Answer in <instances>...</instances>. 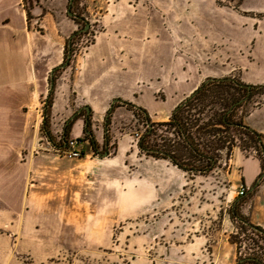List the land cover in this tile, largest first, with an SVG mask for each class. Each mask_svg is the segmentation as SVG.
I'll return each mask as SVG.
<instances>
[{
    "label": "rangeland",
    "instance_id": "374dc122",
    "mask_svg": "<svg viewBox=\"0 0 264 264\" xmlns=\"http://www.w3.org/2000/svg\"><path fill=\"white\" fill-rule=\"evenodd\" d=\"M68 1L64 7L59 0H22L35 28L39 24L31 16V8L42 2L53 14L61 8L66 18L58 20L63 61L67 51L72 57L91 43L102 12L99 0L94 7L92 0H73L71 11L79 16L73 20L66 12ZM42 28L46 30L44 44L40 40L45 69L57 40L55 29ZM33 53L36 56L35 47ZM36 65L38 71L39 62ZM62 69L65 67L54 72V81ZM48 81L42 86L47 94ZM47 94L40 100L37 127L34 120L25 133L17 124L15 135L9 138L11 149L0 146L2 156L3 150L19 151L12 163L20 167L22 175L19 201H12L10 195L0 197V264H237L248 256L264 264V234L240 221L263 229L256 225H264L262 162L240 133H221L235 146L231 152L223 150L210 171L202 169L207 162L197 161L187 150L184 161H179L183 168L144 154L138 146L147 130L141 114L124 128L107 132V146L101 143L93 152L90 145L81 144L90 155L63 157L44 135L47 131L53 143L60 145L64 130L60 123H51L49 114L43 119ZM263 102V96L255 95L251 104L238 108L234 119ZM153 128L147 145L174 144L173 132L159 125ZM119 141L128 149L121 152L122 147L117 157ZM235 149L246 156L254 154L249 160L261 167L241 198L236 195L242 181L240 168L229 163ZM8 173L11 175L10 170L1 175ZM241 264L256 263L243 260Z\"/></svg>",
    "mask_w": 264,
    "mask_h": 264
},
{
    "label": "crops",
    "instance_id": "0c3cea01",
    "mask_svg": "<svg viewBox=\"0 0 264 264\" xmlns=\"http://www.w3.org/2000/svg\"><path fill=\"white\" fill-rule=\"evenodd\" d=\"M63 1L65 7L66 0H59L60 4ZM99 1L102 12L93 40L72 55L51 90L50 121L64 128L69 125V139L89 145L83 136L85 129L93 128L95 143L107 146V132L135 122L137 108L144 110L151 123L166 122L210 78L235 77L246 85L264 84V0L235 4L218 0ZM98 3L92 0L91 6ZM44 6L42 2L31 8L39 24L35 28L27 22L22 0H0V146L4 149H11L9 138L15 135L17 124L26 133L29 123L36 120L40 100L47 94L43 83L49 80L51 69L63 63L58 20L64 13L59 8L53 14ZM68 7L69 1L66 12ZM42 27L55 29L57 40L45 69L41 63L46 30ZM241 117L263 140L264 105L247 108ZM81 148L82 155H90ZM120 149L125 152L128 146L119 141L117 157ZM18 152L0 153V185L4 180L0 197L10 195L12 201H19L22 188L20 167L12 163ZM251 156L239 149L231 155L229 163L240 168L238 187L248 189L260 173L261 167L250 161ZM6 170L11 175L2 176ZM8 175L15 179L10 181ZM256 225L264 229L262 223Z\"/></svg>",
    "mask_w": 264,
    "mask_h": 264
},
{
    "label": "trees",
    "instance_id": "16d2710c",
    "mask_svg": "<svg viewBox=\"0 0 264 264\" xmlns=\"http://www.w3.org/2000/svg\"><path fill=\"white\" fill-rule=\"evenodd\" d=\"M224 1L232 3L234 0ZM218 2L223 4L222 0H218ZM71 6L72 3L70 5V10ZM24 9L26 11L27 22H29L30 13L25 6ZM73 14V20L79 18L77 14ZM69 53L71 52L67 51L63 64L67 61ZM58 68L59 66L55 68L54 72L57 71ZM53 81L54 73L53 76L49 78V86L51 83L53 85ZM51 93L52 92L49 91L45 100L46 105L44 107L43 114L45 115V118H43L45 120L47 115L50 113ZM257 94H260V96H263L264 98V84L246 85L235 77H223L219 79L210 78L204 81L201 86H199L189 97L185 99V101L176 107L166 122L151 123L147 118L148 116L144 114V110L137 108L135 118L139 117L141 114L143 115L142 118L144 124H148L146 133L139 138L138 146L144 154L153 158L171 160L176 166H178V168H183V165L179 161H184L183 153L187 150L192 158H195L197 161L207 162V165L202 169L210 171L217 163L220 153L223 150L231 152L235 146L232 140H228L229 138L225 135H221V133H227L229 130H235L249 141L251 144L250 147H253L258 152L257 156L262 162V173H264L263 136L248 126H245L242 123L241 118L239 120L234 119V115L238 108L241 106L247 107L251 104L253 97ZM252 107H254V105H251L249 108ZM206 109L210 111L213 110V112L209 114ZM156 125L164 127L166 131L171 133L173 132V136L176 137L174 144H170L168 141L162 146L147 145L146 139L152 135L154 130L153 127ZM69 129V125L64 128L63 138L60 143L61 145L54 144L47 131L44 132V135L50 144L62 147L68 140L67 136ZM85 131H87V129H85ZM83 137L88 141L93 152H96L97 144L92 136L84 133ZM191 169L193 171L200 170V168ZM240 221L242 224H245L252 229H256L259 233L264 234L263 229L251 225L243 220ZM243 260H251L255 261L256 264H261L260 260L253 256L245 257L237 264H241Z\"/></svg>",
    "mask_w": 264,
    "mask_h": 264
},
{
    "label": "built area",
    "instance_id": "2783aa9c",
    "mask_svg": "<svg viewBox=\"0 0 264 264\" xmlns=\"http://www.w3.org/2000/svg\"><path fill=\"white\" fill-rule=\"evenodd\" d=\"M71 58V57H70ZM138 135L136 134V137ZM61 145V144H60ZM81 141H78L77 139H68L66 143H64V146H54L55 151L59 153L60 155H63L68 158H81L82 153L79 149L81 146ZM236 195L240 198L245 195V189L243 187H238V190L236 192Z\"/></svg>",
    "mask_w": 264,
    "mask_h": 264
},
{
    "label": "water",
    "instance_id": "95a60500",
    "mask_svg": "<svg viewBox=\"0 0 264 264\" xmlns=\"http://www.w3.org/2000/svg\"><path fill=\"white\" fill-rule=\"evenodd\" d=\"M71 3H72V0H69V7H68V10H67V14L70 16V17H72V16H74V14L71 12V10H70V5H71ZM86 27L88 28L89 27V25H86ZM70 57H71V53H69L68 54V59H67V61L63 64H61V65H59V67H65L66 65H68L69 64V59H70ZM56 68V67H55ZM55 68H53V69H51V71H50V77H52L53 76V73H54V70H55ZM52 88H53V85H52V83L50 84V87H49V91H51L52 90ZM85 109H86V111H87V113L89 114L90 113V111H89V108L88 107H85ZM87 118H86V123H87ZM92 131L90 130H87L86 131V133L88 134V135H90V136H92V133H91ZM107 155V152H105V156Z\"/></svg>",
    "mask_w": 264,
    "mask_h": 264
}]
</instances>
